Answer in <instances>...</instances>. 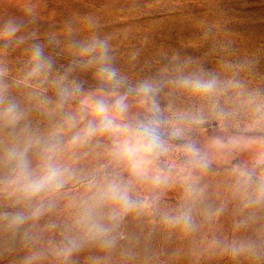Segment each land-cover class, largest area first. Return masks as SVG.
Masks as SVG:
<instances>
[{"label": "clouds", "instance_id": "1", "mask_svg": "<svg viewBox=\"0 0 264 264\" xmlns=\"http://www.w3.org/2000/svg\"><path fill=\"white\" fill-rule=\"evenodd\" d=\"M17 12L0 11V262L160 264L175 238L194 264H264L257 57L217 41L215 68L162 51L134 78L97 17L41 31L34 0Z\"/></svg>", "mask_w": 264, "mask_h": 264}, {"label": "rangeland", "instance_id": "2", "mask_svg": "<svg viewBox=\"0 0 264 264\" xmlns=\"http://www.w3.org/2000/svg\"><path fill=\"white\" fill-rule=\"evenodd\" d=\"M24 0H0V11H13ZM38 4L41 31H60L66 21L84 16L97 17L105 33L114 36L118 67L134 78L145 75L146 60L162 51L178 50L182 55L201 58L215 68L218 57L208 55L214 42H230L236 57L254 55L258 59V76H264V0H34ZM20 13L17 12V15ZM214 26L215 41L204 39L207 26ZM140 49L137 62H129L132 51ZM61 59L59 65L66 64ZM91 84L90 75L83 76ZM227 227V221L224 222ZM160 264H194L186 255L184 242L173 239L154 242ZM77 258L83 264L85 256ZM0 264H9L8 260ZM200 264H228L223 259L202 260Z\"/></svg>", "mask_w": 264, "mask_h": 264}]
</instances>
